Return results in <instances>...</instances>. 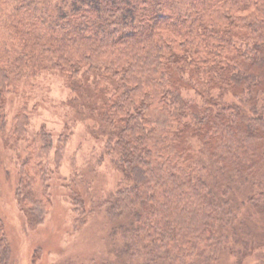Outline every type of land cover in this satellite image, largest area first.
Returning <instances> with one entry per match:
<instances>
[{
	"label": "trees",
	"instance_id": "1",
	"mask_svg": "<svg viewBox=\"0 0 264 264\" xmlns=\"http://www.w3.org/2000/svg\"><path fill=\"white\" fill-rule=\"evenodd\" d=\"M45 62L72 88L96 77L90 105L124 179L106 207L128 219L117 255L214 264L241 207L264 221V0H0V116ZM27 124L20 110L6 145ZM27 150L17 197L39 224L48 178L35 143ZM210 165L247 189L241 199L217 188ZM241 249L230 250L238 262ZM0 255L6 264L1 226Z\"/></svg>",
	"mask_w": 264,
	"mask_h": 264
},
{
	"label": "rangeland",
	"instance_id": "2",
	"mask_svg": "<svg viewBox=\"0 0 264 264\" xmlns=\"http://www.w3.org/2000/svg\"><path fill=\"white\" fill-rule=\"evenodd\" d=\"M44 64L45 69L34 79L10 90L1 112L4 118L0 116V226L9 251L6 264H138L136 256L117 255L123 236L118 227L126 225L128 219H111L106 213L108 202L123 188L124 179L103 147L100 105H90L95 99L96 77L79 74L72 88L61 69ZM20 110L26 112V133L6 145ZM30 142L39 150V162L48 178L50 204L39 224L21 211L17 197ZM191 143L197 153V140ZM56 150L60 152L59 162ZM207 170L218 176V189L228 186L226 189L239 199L247 192L214 166ZM234 222L223 232V248L214 264H262L263 218L243 206ZM241 248L249 255L238 262L242 253L235 256L230 250Z\"/></svg>",
	"mask_w": 264,
	"mask_h": 264
}]
</instances>
